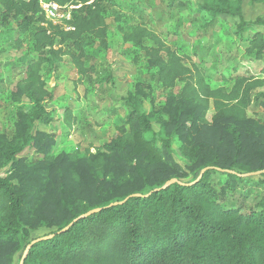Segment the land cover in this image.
<instances>
[{
  "label": "trees",
  "instance_id": "1",
  "mask_svg": "<svg viewBox=\"0 0 264 264\" xmlns=\"http://www.w3.org/2000/svg\"><path fill=\"white\" fill-rule=\"evenodd\" d=\"M55 1L80 4L68 21L71 28L47 20L39 0H0V26L17 36L15 47L21 50V35L30 40L31 57H19L24 77L9 98L32 104L28 111L17 110L10 136L0 125V170L9 171L0 174V264H19L34 239L50 234L55 236L32 245L24 264H264V209L225 208L212 181L214 173L227 183L251 180L217 168L240 174L264 170V92H256L264 88V66L260 74L221 75L215 81L224 84L213 87L206 68L187 63L163 30L145 21L120 24L123 41L144 53L156 81L176 89L160 108L165 136L159 139L154 131V113L142 101L149 96L137 85L125 99L128 113L110 142L54 154V137L37 128L54 120L46 107L53 90L43 76L44 65L50 58L70 56L83 77L89 70L86 45L98 40L106 49L109 36L108 0ZM168 3L171 8L174 0ZM242 3L204 0L197 11L212 20L237 17L243 32L252 25ZM254 25L264 28V16ZM245 43L246 54L263 62L264 30ZM211 106L214 114L208 119ZM72 109L65 110L70 128L78 122ZM173 136L189 162L184 166L173 157ZM29 147L44 157L32 163L19 157ZM173 178L178 182L166 185ZM114 202L122 203L110 206ZM96 208L102 210L81 217ZM41 227L49 232L31 238V230Z\"/></svg>",
  "mask_w": 264,
  "mask_h": 264
},
{
  "label": "rangeland",
  "instance_id": "2",
  "mask_svg": "<svg viewBox=\"0 0 264 264\" xmlns=\"http://www.w3.org/2000/svg\"><path fill=\"white\" fill-rule=\"evenodd\" d=\"M203 1L174 0L171 8H168V0H108L105 2L109 27L108 48L101 47L98 40L92 45H86L88 57L85 62L89 69L87 75H78L70 56H64L62 61L50 58L45 63L43 76L49 89L53 90L52 99L47 102L46 107L54 120L48 125L38 123L37 128L54 137V154L70 152L77 147L83 149L90 144L96 148L110 142L118 135V125L128 113L125 99L137 85L149 96L142 98V101L146 110L154 113V131L159 139L165 136L161 122L166 117L160 108L167 96L176 93V89H164L156 81V70L149 68L144 53L123 41L122 33L118 29L120 24L133 25L145 21L155 30H163L165 40L179 48L187 63L194 61L206 68L212 77L213 87L224 84L221 79L215 81L221 75L230 77L237 73H260L264 61L258 62L246 54L245 41L255 31L264 30L262 26L254 25L258 16H264V4H252L250 0H242L244 18L252 26L247 25L241 32L238 30L237 17L225 14L218 20H212L205 11H197L198 4ZM117 17L124 21H117ZM16 37L12 31L0 26V125L9 136L14 130L17 110L22 108L28 111L32 105L27 99L14 102L9 98L17 81L24 77L19 57H31L29 38L21 35L22 48L18 50L14 42ZM91 66L95 69L91 70ZM108 78L110 83H107ZM67 107L73 108L78 118L77 124L72 128L65 123ZM213 114L214 109L211 106L207 113L208 119ZM255 114L251 110L250 115ZM159 145L162 146L160 140ZM180 145L178 137L173 136V157L184 166L189 162L182 155ZM19 157L32 163L44 156L29 147ZM8 172V169L0 170L2 176H6ZM233 174L243 177L236 171ZM259 176L243 177L251 180L227 183L228 180H220L223 175L214 173L212 181L217 185L220 202L225 208L262 212L264 180H258ZM48 232L49 229L41 227L31 230L30 237H39Z\"/></svg>",
  "mask_w": 264,
  "mask_h": 264
},
{
  "label": "built area",
  "instance_id": "3",
  "mask_svg": "<svg viewBox=\"0 0 264 264\" xmlns=\"http://www.w3.org/2000/svg\"><path fill=\"white\" fill-rule=\"evenodd\" d=\"M39 3L47 20L67 29L71 28L68 21L72 19L73 10L80 6V4L61 5L55 0H39Z\"/></svg>",
  "mask_w": 264,
  "mask_h": 264
},
{
  "label": "water",
  "instance_id": "4",
  "mask_svg": "<svg viewBox=\"0 0 264 264\" xmlns=\"http://www.w3.org/2000/svg\"><path fill=\"white\" fill-rule=\"evenodd\" d=\"M209 168H205V169H203V171H202V173L203 172H205L206 170H208ZM218 170H220V171H227V172H234V171H232V170H223V169H220V168H217ZM264 173V170H261V171H258V172H253V173H245V174H241V176H243V177H248V176H255V175H261V174H263ZM175 182H178V179H176V178H173L171 181H169L166 185H170V184H172V183H175ZM119 203H122V202H114V203H112L110 206H114V205H117V204H119ZM100 210H102V208H96V209H93V210H91V211H89L88 213H86L85 215H83V216H81V217H84V216H87V215H90V214H93V213H96V212H99ZM79 219V218H78ZM78 219H75L69 226H67L66 228H64L63 230H62V232L63 231H66L70 226H72ZM55 236V234H50V235H46V236H42V237H40V238H36V239H34L32 242H31V244H29L28 246H27V248L25 249V252H24V254H23V256H22V258H21V260H20V263L19 264H24V261H25V258H26V256H27V253H28V251L30 250V248L32 247V245H34L35 243H37V242H39V241H42V240H46V239H49V238H52V237H54Z\"/></svg>",
  "mask_w": 264,
  "mask_h": 264
},
{
  "label": "crops",
  "instance_id": "5",
  "mask_svg": "<svg viewBox=\"0 0 264 264\" xmlns=\"http://www.w3.org/2000/svg\"><path fill=\"white\" fill-rule=\"evenodd\" d=\"M261 69H262V68H261ZM260 72H261V70H260ZM258 74H260V73H258ZM256 92H264V88L257 89ZM262 111H263V110L260 109V110H259V114H262V113H263ZM75 114H76V113H75Z\"/></svg>",
  "mask_w": 264,
  "mask_h": 264
}]
</instances>
